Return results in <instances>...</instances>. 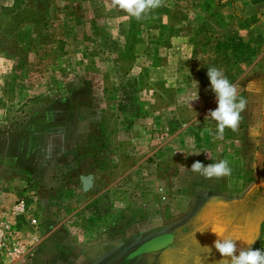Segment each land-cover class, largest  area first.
I'll return each mask as SVG.
<instances>
[{
  "label": "rangeland",
  "instance_id": "rangeland-1",
  "mask_svg": "<svg viewBox=\"0 0 264 264\" xmlns=\"http://www.w3.org/2000/svg\"><path fill=\"white\" fill-rule=\"evenodd\" d=\"M243 1L165 0L137 20L112 0H0V164L11 161L17 178L0 171V191L48 165L52 181H27L33 214L72 220L75 238H124V258L143 245L132 259L219 264L211 228L244 249L264 213V36L250 43L257 21L244 19ZM256 26L264 31V18ZM208 67L247 100L238 129L220 138L205 118L217 107ZM216 156L230 161L226 185L254 190L201 200L175 228L191 165ZM93 176L88 193L82 180L92 187Z\"/></svg>",
  "mask_w": 264,
  "mask_h": 264
},
{
  "label": "crops",
  "instance_id": "crops-1",
  "mask_svg": "<svg viewBox=\"0 0 264 264\" xmlns=\"http://www.w3.org/2000/svg\"><path fill=\"white\" fill-rule=\"evenodd\" d=\"M243 2L245 4V8H242L241 14L243 15L244 19L247 22L257 21L253 26L247 29V34L250 33V37L252 38L250 43L255 42L256 40H262V37L264 36V31H262L261 29L259 30V27L257 28L256 24H258L259 22H263L264 2L255 5L250 4L248 0H244ZM239 37L244 39V36L240 35ZM244 40H247L244 42L245 44H247L248 39L246 38ZM248 46H251L253 51L255 52V47H253V45L248 44ZM224 141L229 140L226 139ZM230 142L232 141L230 140ZM222 159H226V157H213V159L211 158L208 164L219 162ZM201 163L204 164L203 161H201ZM35 164L36 165H32L34 167L33 172H31L30 176L27 177L26 180L20 178L16 180L17 178L13 177V173L11 172L12 162L9 160L2 159L0 164V171L3 176H9V178L16 179H14V181L11 183L5 184L6 187L1 189L0 191V213L20 200H22L29 207L33 205V199L30 197V192L28 190V180L35 181L36 185L40 183L43 184L42 181L53 180V178L50 176V172L48 171V165H46L47 168L44 169L42 167H39L37 163ZM93 177V186L88 187L86 189L88 193H91L93 187L96 185V177ZM224 179L226 180L227 177L219 179H206L198 173H193V187L189 189L183 188L181 192V197H188V203L185 206L181 205L180 210L176 212L174 221L175 228L179 229L180 225L189 222V219L187 218L190 217L192 212L195 211V208L198 206L201 200H206L208 197L211 198V196L213 195L216 196V194H222L223 196H227L228 199H240L254 190L252 189L241 191L242 188L240 189V187H233L235 185L232 186L231 183L227 182L226 185ZM82 184L86 185L85 181L82 180ZM194 184L197 186L195 187ZM82 189L85 190L84 186ZM86 194L87 193H85V195ZM102 196L103 195L95 196L94 200H92L90 204L100 201ZM86 208L87 206L84 207V209ZM71 222L72 220H70L69 222H61L59 223V226L58 223L52 225L49 223V221H46L45 223L40 220V226L37 228L31 227L26 222L20 223L21 226L18 227V230L21 236L19 239L20 242L24 244L26 252L17 259L4 258L2 264H108V261H112V264H120L122 261L127 262V264H156L155 255H140L139 257L132 259V253H130L125 258L121 257L122 255H120L119 248L125 245L124 238L122 240V238L120 239V237H109L108 235L102 234L93 238H75V236L67 234L65 230L66 227H69ZM263 222L264 213L262 214L259 223H257L256 228L251 233L249 242L255 240L251 247L259 243L260 237L262 238V240L264 239L262 231ZM68 223L69 225H67ZM58 226L65 233H61L58 229ZM33 237H35L36 239L33 240ZM247 248L248 245L246 244L244 249Z\"/></svg>",
  "mask_w": 264,
  "mask_h": 264
},
{
  "label": "clouds",
  "instance_id": "clouds-1",
  "mask_svg": "<svg viewBox=\"0 0 264 264\" xmlns=\"http://www.w3.org/2000/svg\"><path fill=\"white\" fill-rule=\"evenodd\" d=\"M165 0H112V7H118L125 11L129 16L137 20L147 18V16L155 9L162 7ZM207 77L210 83V89L215 95L217 107L209 110L205 118H211L217 123V138H220L225 129L236 131L242 120V113L247 106V100L238 96L237 86L229 81L222 69L217 67L207 68ZM196 92L193 98L188 101H197L198 81L194 80ZM205 131H211L205 129ZM199 155V154H198ZM190 170L198 173L206 179L231 177L232 168L227 159H222L216 163L205 165L199 161L191 165ZM217 239L214 241L213 247L220 253L221 260L219 264H264V249H254L251 245L255 240L248 242L247 249H238L236 241L239 238L231 235H225L224 230L215 231L211 228ZM210 254L211 247H203ZM237 252L239 253L237 255Z\"/></svg>",
  "mask_w": 264,
  "mask_h": 264
},
{
  "label": "built area",
  "instance_id": "built-area-1",
  "mask_svg": "<svg viewBox=\"0 0 264 264\" xmlns=\"http://www.w3.org/2000/svg\"><path fill=\"white\" fill-rule=\"evenodd\" d=\"M24 222L34 228L40 226V221L31 211V207L22 200L0 213V264L4 258L17 259L26 252L24 244L20 242L21 234L18 230L20 223Z\"/></svg>",
  "mask_w": 264,
  "mask_h": 264
},
{
  "label": "water",
  "instance_id": "water-1",
  "mask_svg": "<svg viewBox=\"0 0 264 264\" xmlns=\"http://www.w3.org/2000/svg\"><path fill=\"white\" fill-rule=\"evenodd\" d=\"M84 189H85V190L87 189V188L85 187V185H84ZM160 237H161V236H160ZM157 238H158V237H157ZM159 243H160V242L158 241L157 243H154L153 246L155 247V246H157ZM142 248H143V245H142L141 248H138L136 251H134V252L131 254V257L136 256V255L141 254V253H143V252L146 251V250H143Z\"/></svg>",
  "mask_w": 264,
  "mask_h": 264
},
{
  "label": "trees",
  "instance_id": "trees-1",
  "mask_svg": "<svg viewBox=\"0 0 264 264\" xmlns=\"http://www.w3.org/2000/svg\"><path fill=\"white\" fill-rule=\"evenodd\" d=\"M250 4L255 5V4H260L263 3L264 0H248Z\"/></svg>",
  "mask_w": 264,
  "mask_h": 264
}]
</instances>
